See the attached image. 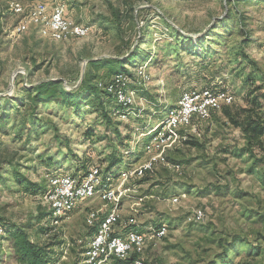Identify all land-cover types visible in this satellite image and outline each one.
I'll return each instance as SVG.
<instances>
[{
    "label": "rangeland",
    "instance_id": "374dc122",
    "mask_svg": "<svg viewBox=\"0 0 264 264\" xmlns=\"http://www.w3.org/2000/svg\"><path fill=\"white\" fill-rule=\"evenodd\" d=\"M11 1L29 8L37 0H0V219L29 226L33 241L53 244L51 264H79L94 232L87 214L103 204L86 200L51 223L44 200L50 178L77 175L94 164L104 171L118 123L124 135L137 130L130 144L141 139V155L126 158L120 169L139 164L146 157L149 125L163 120L183 92L224 89L233 95L234 109L246 106L250 87L264 92V0H62L68 17L92 27L88 36L67 41L43 37L33 25L14 32L21 17L9 11ZM133 52V65H123L143 113L139 119L121 123L107 117L108 127L92 97L78 111L54 102L34 108L32 90L40 82L62 80L73 90L90 61H120ZM120 66L93 74L109 79ZM139 66L148 75L141 84L134 75ZM197 128L200 137L188 129L192 142L167 150V164L118 184L120 223L132 219L143 232L166 226L164 237L147 241L146 264H264V147L247 151L241 130L222 110ZM177 164L179 171L172 167ZM14 169L45 190L26 192L15 183ZM174 196L179 200L172 204ZM198 209L202 220L194 217ZM10 242L0 240V264H17Z\"/></svg>",
    "mask_w": 264,
    "mask_h": 264
},
{
    "label": "built area",
    "instance_id": "2783aa9c",
    "mask_svg": "<svg viewBox=\"0 0 264 264\" xmlns=\"http://www.w3.org/2000/svg\"><path fill=\"white\" fill-rule=\"evenodd\" d=\"M8 9L12 15L21 17L14 27V32L19 34L30 25L37 27L41 36L54 41L84 38L92 32L91 26L68 17L62 0H37L29 8L18 1H11ZM134 75L138 84H141L139 80L148 78L141 66L135 70ZM131 83V76L126 74H117L110 80L98 83L117 104L125 108L118 115L121 121L127 120L129 116H140L142 112L135 106L137 95L131 89ZM233 101V95L224 89L206 87L183 92L176 105L168 109L167 116L149 131V139L144 147L146 157L139 164L121 170L116 177L103 175L102 168L94 164L77 175L58 174L50 178L44 200L51 212V223H58L59 219L71 214L86 200L97 198L103 204L100 209H90L87 214L86 223L95 230L79 264H114L116 260L129 259L131 256L133 258L128 264H146L142 254L147 241L164 237L166 226L151 225L148 231L143 232L132 219L122 225L117 204L123 193L117 188L118 184L139 180L152 172L157 164H167V150L183 143L189 136L188 129L195 137H200L198 123ZM172 167L177 171L181 168L178 164ZM178 200L174 196L170 202L175 204ZM194 217L202 220L203 210H196Z\"/></svg>",
    "mask_w": 264,
    "mask_h": 264
},
{
    "label": "trees",
    "instance_id": "16d2710c",
    "mask_svg": "<svg viewBox=\"0 0 264 264\" xmlns=\"http://www.w3.org/2000/svg\"><path fill=\"white\" fill-rule=\"evenodd\" d=\"M240 23L244 25L242 20ZM247 41L248 40H246V42ZM133 56L138 55L133 52L128 58L120 61L114 59H98L90 61L87 65L81 82L77 88L73 90H67L62 80L42 81L32 90V104L34 108H36L40 104L54 102L62 104L63 106L71 107L78 111L80 104L92 97V105L96 103L97 105L95 106L100 107L97 109V111H99V113H101V115L106 120L107 117L117 119L118 115L122 113L125 108L117 104L110 94L98 86V83L110 80L114 75L117 74H126L130 76L129 71L124 68L125 66L123 63L127 62L133 65L134 62L132 63L130 61V58ZM245 57L249 59L248 56ZM115 64H121L120 72L115 73L109 79H96L95 75L93 74L94 71H99L105 66H113ZM250 64H252L251 61ZM250 80L251 78L248 77L246 81ZM244 100L246 103V106L244 107H237L234 109L230 106V104L223 105L220 110H222L223 114L233 127L241 130L247 141L246 150L250 151L254 148V146L264 147V92L262 91V88L260 86L250 87L244 96ZM142 114L143 113L141 112L140 115ZM110 118L107 120L108 127L111 123ZM139 118L140 116H136V119ZM125 121L127 120H120L119 122L125 123ZM152 127L153 125H149V131ZM114 128L115 136L109 138V146L113 148V151L108 157V161H106L107 166L105 170H102L103 175L105 176H115L121 170H123L120 169V165L126 158H128L127 160H131L132 158L141 155V151H139V148L141 147V139L135 140L133 145L130 144L132 142V133L137 130H135V128L134 131L131 129L130 134L124 135L119 130V123L115 124ZM125 129H129V126L126 125ZM89 134L90 132H86V136ZM191 137L193 136H188L183 143L189 144L192 142V140H190ZM117 148L123 149V152H117ZM12 176L15 183L30 194H36L37 192L45 190L44 186L30 181L18 169L13 170ZM0 227L2 229V232L0 233V240L3 239L11 241L7 248L12 254L13 258L16 260L17 264H51L53 262V257L55 254H53L51 249L54 245L33 241L25 230L29 226H19L11 223L9 220L0 219ZM41 229L42 228H40V232H44ZM92 229L95 230L94 227ZM132 258L133 257L131 256L129 259L116 260L114 264H128Z\"/></svg>",
    "mask_w": 264,
    "mask_h": 264
}]
</instances>
